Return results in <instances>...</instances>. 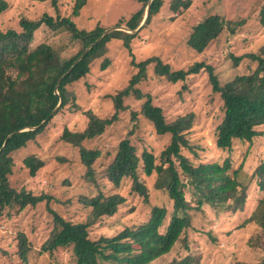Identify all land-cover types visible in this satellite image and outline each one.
Instances as JSON below:
<instances>
[{
  "label": "trees",
  "instance_id": "obj_1",
  "mask_svg": "<svg viewBox=\"0 0 264 264\" xmlns=\"http://www.w3.org/2000/svg\"><path fill=\"white\" fill-rule=\"evenodd\" d=\"M34 1L50 2L52 8L58 11L61 0ZM140 1L141 6L125 25L130 29L138 28L144 18L149 0ZM87 3L88 0H74L70 17L58 13L56 18L50 15L36 21L22 19L21 31H4L0 27V216H3L6 208L17 206L22 210L28 205L36 207L46 202V209L52 215L51 229L47 238L41 242L39 251L54 257L60 248L67 249L70 252L68 264H159L160 261V264H197L198 257L189 253L188 231L194 226L191 211L203 209L206 205L218 209L221 207L223 212L233 214L243 211L249 187L256 181L259 191H263V194L256 201L250 215L239 226L254 223L264 232V161L247 175V183L241 179L243 163L234 168L230 158L221 162L194 165L184 155L183 149L192 148L195 153L194 147L190 145L188 133L194 128L196 113L192 111L169 120L163 108L154 104L152 96L142 92L139 87L148 78V66L151 64H154V74H151V77H163L173 83L185 81L203 70L207 71L212 91L218 94L222 110L221 118L215 127V146L222 151H231L235 141L251 143L256 137L264 134V130H260L264 127L263 48L259 52L232 55L235 66L249 60L247 66L250 70L237 74L225 83L219 80L215 68L203 61L176 70L170 63H164L158 57L133 62L137 71L130 77L128 85L110 96L113 103L112 115L100 116L93 110L86 109L83 111L86 120L84 128L75 129L69 124L65 125L60 134L61 141L79 149L80 163L86 168L84 180L98 189L96 194L80 198L83 206L89 210L84 221L74 223L66 220L51 208L52 197L47 193L37 194L27 186L11 185L12 176L15 175L16 153L27 148L29 142L36 140L49 129V125L59 115L68 110L81 111L80 104L75 100L72 85L88 76L91 65L109 52L108 46L112 39L122 38L128 46L130 39L139 33L114 30L76 62L84 50L107 30L97 27L86 31L76 27L71 17L78 16ZM161 6L162 0L152 1L149 18L144 27L160 11ZM7 8V1L0 0V17ZM259 22L264 28V11H261ZM243 23L244 20L232 21L224 15L211 14L193 27L187 44L201 53L224 31L234 33ZM42 25L55 30L68 28L72 39L81 45L80 49L72 56L62 57L48 43L33 46L34 33ZM252 63L253 66L250 65ZM107 64L108 61L102 67L105 68ZM127 99L142 102L139 112L151 122L157 136L169 135L170 142L157 155L147 147H138L131 138L134 129L130 130L119 142L105 169L104 178L114 189L128 181V195L140 197L142 205L150 202L148 184L153 179L154 186L167 193L172 208L154 205L150 209L148 221L144 224L136 228L119 227L120 224L116 222L110 226L116 229L114 233L108 235L104 232L94 236L93 228L104 224V229L107 221L115 216L121 207H127L128 200L121 192L104 191L105 185L98 183L94 167L101 151L86 147L83 143L102 135L108 126L115 123L120 112L127 109ZM137 114L132 112L134 120L137 119ZM136 126L137 124H134V127ZM45 163L46 161L35 153L25 156L22 160L30 179L38 177ZM186 187L193 189L197 197L196 206L192 204V199L186 197ZM17 239L13 254L20 264L28 263L35 246L33 247L24 233H20ZM260 239V234L255 232L250 237L249 244L259 248L262 244ZM175 248H178L176 256L164 263ZM180 249L187 251V255L182 256ZM228 264H264V256L256 262L234 259Z\"/></svg>",
  "mask_w": 264,
  "mask_h": 264
},
{
  "label": "rangeland",
  "instance_id": "obj_2",
  "mask_svg": "<svg viewBox=\"0 0 264 264\" xmlns=\"http://www.w3.org/2000/svg\"><path fill=\"white\" fill-rule=\"evenodd\" d=\"M8 8L0 17V27L6 31L15 29L21 31V20H40L45 16L70 17L74 0H61L59 10L52 8L50 2L34 0H6ZM141 6L140 0H88L87 5L78 16L71 17L79 30L92 31L97 27L111 28L117 25L125 26L130 17ZM261 11H264V0H162L160 11L155 14L149 24L139 30L135 38L130 39L127 46L122 38L109 42V52L97 59L91 65V72L85 78L74 83L71 88L75 92V100L81 106V111H66L59 115L53 123L40 134L36 140L29 142L27 148L16 153L15 175L11 185H22L32 188L37 194L47 193L52 197L51 208L61 214L66 220L78 223L84 221L89 212L80 201L84 196H92L98 192L95 185L84 180L86 168L81 165L79 149L60 139L65 125L82 129L86 124L83 111L91 109L100 116L113 114L112 98L118 90L126 87L130 77L137 71L133 62L144 61L158 57L164 63H170L173 69L187 68L194 62L203 61L215 68V73L223 83L233 79L237 74L249 71V60L235 66L232 55L240 56L248 52H259L264 49V28L259 22ZM211 14L224 15L232 21L244 20L242 27L231 33L224 31L209 47L198 53L187 44L193 27ZM48 43L62 57L75 54L81 47L78 41L71 37V31L62 27L57 30L42 25L35 33L33 46ZM108 64L103 68V64ZM250 65H254L253 63ZM251 66V67H252ZM148 78L140 85L144 93L152 96L153 102L163 108L169 120L189 112L196 113V122L188 135L192 148H184L183 153L194 165L202 163L221 162L230 158L234 168L243 163L241 179L247 183V175L264 161V134L256 137L251 143L235 141L231 151H222L215 146V127L219 122L222 110L218 94L212 91L209 74L203 70L185 81L176 83L161 77H151L154 74V64L148 66ZM127 109L120 112L119 118L106 128L104 133L96 138L86 140L83 145L99 149L101 156L94 167L98 183L105 185L106 193L121 192L127 196V207H121L118 213L105 224L96 225L92 235L112 234L119 227H138L148 221L152 206H167L172 203L167 199L164 190L157 189L153 179L148 184L150 202L143 204L138 196L128 195L130 183L114 189L104 178V172L117 150L119 142L132 129L131 138L134 143L159 155L169 144L170 136H157L151 122L139 112L142 102L125 101ZM137 112V119L132 112ZM133 117V118H132ZM134 124H137L134 127ZM264 130V127L260 128ZM35 153L46 161L35 179H30L22 160L25 156ZM61 158L62 160H59ZM186 180V179H185ZM263 194L259 191L257 182L249 187L248 199L243 211L235 214L223 212L222 208L206 205L203 209L192 210L194 226L188 231L190 252L198 257L197 264H228L231 260L256 262L264 256V232L254 223L240 227L239 225L250 215L258 198ZM186 197L197 205V197L193 189L186 187ZM135 207V209H132ZM0 216V264H20L13 252L18 242L17 236L24 233L28 241L35 246L33 254L25 264H68L70 252L60 248L54 257L41 254L39 247L51 229L52 215L46 209V202L25 209L6 208ZM98 226V227H97ZM260 234L261 247L254 248L249 239L254 233ZM175 248L165 259L169 262L176 256ZM188 253V254H189ZM182 256L187 251L180 249ZM162 261L159 262V264ZM23 264V263H21Z\"/></svg>",
  "mask_w": 264,
  "mask_h": 264
},
{
  "label": "water",
  "instance_id": "obj_3",
  "mask_svg": "<svg viewBox=\"0 0 264 264\" xmlns=\"http://www.w3.org/2000/svg\"><path fill=\"white\" fill-rule=\"evenodd\" d=\"M152 1H153V0H149V1H148V4H147V7H146V12H145L144 18H143L141 24L138 26V28H136V29H130V28L127 27V26L119 25V26H114V27H111V28L105 30V31L103 32L102 36H101L98 40H96V41H95L93 44H91L86 50H84V52H83V53L81 54V56L77 59L76 62H78L79 60H81V59L84 57V55L88 52V50H89L93 45L97 44L100 40H102V38H104V37H105L106 35H108L110 32H112V31H114V30H124V31L130 32V33H136V32H138L140 29H142V28L144 27V25L146 24L148 18H149V14H150V5H151ZM76 62H75V63H76ZM55 93H56V95L59 96L58 91H56ZM59 105H60V104H59ZM43 123H44V122H43Z\"/></svg>",
  "mask_w": 264,
  "mask_h": 264
}]
</instances>
